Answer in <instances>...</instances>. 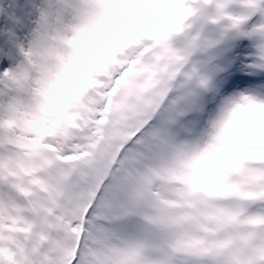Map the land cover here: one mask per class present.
<instances>
[{
	"label": "snow or ice",
	"instance_id": "snow-or-ice-1",
	"mask_svg": "<svg viewBox=\"0 0 264 264\" xmlns=\"http://www.w3.org/2000/svg\"><path fill=\"white\" fill-rule=\"evenodd\" d=\"M0 264H264V0H0Z\"/></svg>",
	"mask_w": 264,
	"mask_h": 264
}]
</instances>
